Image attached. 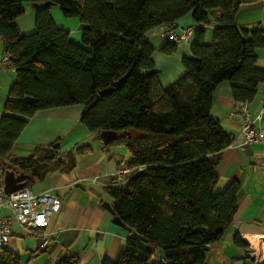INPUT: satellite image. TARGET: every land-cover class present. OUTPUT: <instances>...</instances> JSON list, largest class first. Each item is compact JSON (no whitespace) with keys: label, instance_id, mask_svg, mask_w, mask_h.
<instances>
[{"label":"trees","instance_id":"1","mask_svg":"<svg viewBox=\"0 0 264 264\" xmlns=\"http://www.w3.org/2000/svg\"><path fill=\"white\" fill-rule=\"evenodd\" d=\"M255 1L0 0V38L15 72L0 116V169L25 173L26 187L32 182L28 172L38 178L61 169L63 156L53 144L26 158H11V150L37 111L80 104L79 121L90 132H123L117 142L127 149L122 166L131 172L118 185H109L107 193L129 232L146 239L127 238L118 258L101 264H207L206 251L233 221L240 189L237 180L215 189L217 160L232 138L211 115L213 93L227 82L235 104L249 103L264 80V70L256 65L264 29L236 23L240 5ZM26 2L36 4L35 28L21 33L13 20ZM46 2L86 25L80 42L55 24ZM214 11L219 15L206 42ZM189 13L195 25L190 54L181 58L184 73L163 87L146 32L171 28ZM159 50L172 54L176 44L163 42ZM124 75L123 83L113 87ZM105 89L110 90L100 94ZM77 151L86 153L89 145ZM64 157L75 161L70 153ZM232 240L238 247L247 245L238 233ZM142 243L163 253L154 256ZM2 248L0 264H23L17 252ZM77 261L71 253L55 264Z\"/></svg>","mask_w":264,"mask_h":264},{"label":"crops","instance_id":"2","mask_svg":"<svg viewBox=\"0 0 264 264\" xmlns=\"http://www.w3.org/2000/svg\"><path fill=\"white\" fill-rule=\"evenodd\" d=\"M35 7L32 3H24L23 13L13 20L21 33L34 30ZM49 12L55 24L68 31L72 41L80 42L81 32L86 27L84 23L77 18H64L56 9H49ZM218 15L219 12L214 11L210 16V31L205 30L206 42L211 41L212 24L216 22ZM236 23L239 27L264 29V0L241 4ZM194 25L189 13L175 20L171 29L180 33L183 28ZM163 28L164 26L152 28L146 32V36L154 48L152 59L155 68L160 70L157 73L158 80L163 87H167L184 73L181 58L190 54L191 37L178 42L172 54H164L159 50L163 45L159 37ZM3 53V41L0 38V55ZM256 55V65L264 70V48L257 49ZM5 69L8 68H0V82L8 79L6 96L0 98V116L3 113V102L15 80V72L10 68V76L3 75L7 71ZM261 110L264 111V80L259 84L254 99L248 103V116L254 118ZM82 111L83 106L80 104L39 110L27 119L25 127L13 144L11 158L30 157L37 149L47 148L54 143H58L57 150L63 156L60 158L61 169L38 178L32 177L28 172L29 180L32 181L29 187L32 192L38 194L47 189L52 190L60 198V209L53 214L46 228L51 234V243L41 251L38 249L39 238L27 234L11 217L13 233L5 247L18 252L21 262L24 260L22 248L28 253L26 256L29 255L27 264H55L59 257L71 253L76 254L77 264H101L104 259L115 261L129 238L128 228L114 221L116 215L113 208L109 211L102 205L107 200L105 196H109L107 187L113 181L117 168L128 159L126 147L117 142L123 132L117 131V137L104 144L99 134L90 132L80 123ZM211 115L220 121L231 140L237 137L246 115L235 104L229 83L222 82L216 87ZM257 125L264 129V113ZM85 145H89L90 151L79 153L77 148ZM67 153L74 157V163H69L64 157ZM215 169L218 174L216 190L223 189L232 180H237L240 184L237 211L227 230V239L238 233L245 242H250L251 236L263 235L264 142H250L243 149L233 144L227 145L221 150ZM109 204L112 207V203ZM1 212L11 216L7 208H3ZM245 235L248 236L245 238ZM222 246L223 244L217 249L215 243L209 249L225 253ZM249 249L248 245V248L239 247L235 252L227 251L231 258L223 264H233L236 258H243L245 251ZM258 251L260 254L261 251ZM214 257L213 254L211 259ZM222 260L224 262L226 259L222 257Z\"/></svg>","mask_w":264,"mask_h":264},{"label":"built area","instance_id":"3","mask_svg":"<svg viewBox=\"0 0 264 264\" xmlns=\"http://www.w3.org/2000/svg\"><path fill=\"white\" fill-rule=\"evenodd\" d=\"M193 29V26H188L183 28L180 33H176L173 29L165 27L160 33V37L163 42L177 44L180 41L187 40L192 35ZM4 66L12 69L10 55L7 53L0 55V68ZM239 106L246 117L243 120L240 132L230 144L243 149L247 143L264 142V129L257 125L264 111L261 110L254 118H250L248 116V103H243ZM127 172H129L128 168L118 167L110 185L116 186L123 182ZM3 175L4 171L0 169V247H5L11 238L13 233L11 227L12 217L27 234L39 238V250L46 249L52 240L51 234L46 228L49 226L53 214L60 209L59 196L50 189L35 194L26 186L15 192L7 193L4 189ZM3 208H7L11 212V216L3 215L1 212ZM249 248L255 256L253 263L259 264L262 262L263 258L261 253L259 254V249L251 246V244Z\"/></svg>","mask_w":264,"mask_h":264},{"label":"water","instance_id":"4","mask_svg":"<svg viewBox=\"0 0 264 264\" xmlns=\"http://www.w3.org/2000/svg\"><path fill=\"white\" fill-rule=\"evenodd\" d=\"M33 5H36L33 3ZM46 6H51L53 5L51 2H46ZM156 73H159L160 70L155 68ZM126 75L118 79L117 81L114 82L113 87H119L123 81L125 80ZM111 89V88H110ZM110 89H105L100 92V94L105 93L106 91ZM99 136L101 140L103 141L104 144H108L110 141L114 140L117 137V131L114 130H102L99 133ZM58 143L53 144V147H57ZM26 178L27 175L23 172L19 171H14V170H6L3 175V182H4V189L7 193L15 192L17 190L22 189L26 185ZM107 210L112 211V207L108 202H104L102 204ZM114 221L118 224L123 225V223L120 221L119 217H115ZM129 238L138 240V241H146V239L137 234L135 231H132L129 233ZM260 248L264 252V239L260 242ZM255 259V256L251 253L250 249L245 251L244 257L243 258H236L233 261V264H254L253 261ZM264 261V258L263 260Z\"/></svg>","mask_w":264,"mask_h":264},{"label":"rangeland","instance_id":"5","mask_svg":"<svg viewBox=\"0 0 264 264\" xmlns=\"http://www.w3.org/2000/svg\"><path fill=\"white\" fill-rule=\"evenodd\" d=\"M49 9H56L57 10V12L58 13H60V14H62V12H61V10H60V8H59V6L58 5H51L50 7H49ZM63 15V14H62ZM64 16V15H63ZM64 18H65V16H64ZM66 18H76V17H66ZM78 19V18H77ZM211 25V24H210ZM209 25V26H210ZM206 27V30H208V31H210V27ZM160 37V36H159ZM5 70H7L6 71V73H4L3 75L4 76H6V77H9L10 76V74H11V72L9 71L10 69L8 68V69H5ZM7 82H8V79H4V80H2V82H0V98L1 97H5L6 96V93H7V89H8V85H7ZM105 199H107V200H105V202H111L112 203V199L109 197V196H105ZM102 201H104V200H102ZM226 235H227V233L223 236V238L220 240V241H218V242H216V244H217V249L220 247V245L221 244H223V246H222V251H225V253H223V252H221L220 250H218V252H216V251H211V250H208V251H206V263L207 264H223V263H227V261H230V258L231 257H228V252L227 251H233V252H235V251H237L238 249H239V247L233 242V240H232V238L231 239H227V237H226ZM248 235H245V238L247 237ZM264 237V234L263 235H261V236H251V239L254 241H250L249 242V240H247V242H246V247L248 248V245H249V247H250V244H251V246H253V247H256V248H258L261 252V255H262V249L260 248V240H261V238H263ZM243 240H244V238L243 237H241ZM264 239V238H263ZM245 241V240H244ZM250 243V244H249ZM215 244V243H214ZM142 245L145 247V248H147L149 251H151L152 252V254L154 255V256H158V255H161L163 252H162V250L161 249H159V248H157V247H155L154 245H152L151 243H142ZM264 250V249H263ZM2 251H3V248H1L0 247V254L2 253ZM21 251H22V254H23V256H24V260H22V263L23 264H26L27 263V261H28V258H29V255H27L26 256V254H28L25 250H24V248H22L21 249ZM16 252V251H15ZM18 253V252H17ZM215 255V257H214V259H211V257H212V255ZM18 255H20L19 253H18ZM220 256H222L224 259H226V260H224V262H223V260H222V257L221 258H219ZM228 258H227V257ZM20 257V256H19ZM262 258H264V256L262 255Z\"/></svg>","mask_w":264,"mask_h":264},{"label":"bare ground","instance_id":"6","mask_svg":"<svg viewBox=\"0 0 264 264\" xmlns=\"http://www.w3.org/2000/svg\"><path fill=\"white\" fill-rule=\"evenodd\" d=\"M251 240H252V239H251ZM251 240H250V241H251ZM252 241H253V240H252ZM253 242H254V241H253ZM262 255L264 256V252H262ZM262 255H261V256H262Z\"/></svg>","mask_w":264,"mask_h":264}]
</instances>
